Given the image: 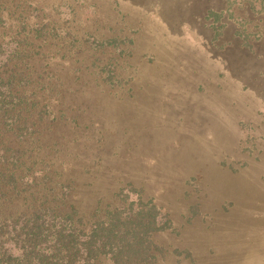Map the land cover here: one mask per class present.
Returning <instances> with one entry per match:
<instances>
[{"label":"rangeland","instance_id":"rangeland-1","mask_svg":"<svg viewBox=\"0 0 264 264\" xmlns=\"http://www.w3.org/2000/svg\"><path fill=\"white\" fill-rule=\"evenodd\" d=\"M97 2L133 38L119 94L103 102L126 151L98 176L132 180L167 212L157 264H264V15L245 17L242 0ZM242 29L258 32V61L239 48Z\"/></svg>","mask_w":264,"mask_h":264},{"label":"trees","instance_id":"trees-1","mask_svg":"<svg viewBox=\"0 0 264 264\" xmlns=\"http://www.w3.org/2000/svg\"><path fill=\"white\" fill-rule=\"evenodd\" d=\"M100 7L97 0H0V264L166 257L153 236L169 227L167 212L132 180L108 188L113 182L97 174L108 173V156L126 151L124 139L110 140L103 102L119 94V58L133 39H122ZM239 8L245 17L264 15V0ZM256 34H234L250 61L259 58Z\"/></svg>","mask_w":264,"mask_h":264}]
</instances>
